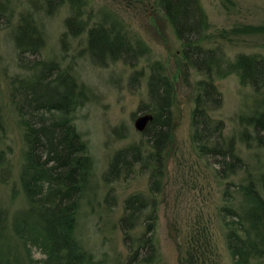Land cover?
<instances>
[{
    "label": "rangeland",
    "instance_id": "rangeland-1",
    "mask_svg": "<svg viewBox=\"0 0 264 264\" xmlns=\"http://www.w3.org/2000/svg\"><path fill=\"white\" fill-rule=\"evenodd\" d=\"M47 1L10 0L12 16L7 23L0 22V215L6 231L13 212L27 204L18 180L24 141L12 100L18 95L17 88L13 87L18 86L20 79L33 75L39 64L53 63L59 75L73 76L78 87L79 102L70 115L90 159L76 212L75 236L97 264H140L126 262L119 216L127 194H148V172L135 164L128 177L109 183L102 180V173L115 149L145 141L133 126V119L150 112L144 104L145 80L148 63L157 59L172 81V125L154 192L155 254L145 264H235L225 244L222 216L229 218L226 212H230L224 208L227 206L241 213L243 202L238 184L264 172V145L250 138L245 143L238 120L239 114L261 104L264 81L254 91L250 84L240 83L234 72L213 77L221 102L208 114L221 120L223 137L231 138L242 161L237 170L220 176L217 164L199 152L191 137L193 87L202 76L182 61L179 41L153 0H83L81 18L87 25L75 35L62 34L70 3ZM199 1L207 20L205 45L218 46L227 59L238 52L255 53L264 59V0ZM27 10L41 26L42 40L38 52H25L19 58L15 25L18 14ZM108 16H115L128 34L141 39L147 47L133 66L121 60L98 65L89 57L85 47L87 26L93 21H106ZM261 26L262 29L251 30ZM134 70L140 71L135 85L129 80ZM140 228L141 224L134 231ZM10 237L14 253L26 262L30 258L31 264H38L43 253L31 245L25 249L15 237ZM249 264H264V260L250 257Z\"/></svg>",
    "mask_w": 264,
    "mask_h": 264
},
{
    "label": "trees",
    "instance_id": "trees-1",
    "mask_svg": "<svg viewBox=\"0 0 264 264\" xmlns=\"http://www.w3.org/2000/svg\"><path fill=\"white\" fill-rule=\"evenodd\" d=\"M67 1L70 13L64 18L62 34L75 35L87 25L86 20L81 18L83 0ZM153 3L179 41L182 61L202 76L195 80L193 87L191 137L199 152L211 157L217 164L216 172L220 176L232 173L241 167L242 161L234 150L231 138L223 137L221 120L208 114L221 102L213 77L234 72L240 83H248L254 91H258L264 81V59L255 53L239 52L227 59L218 46L205 45L207 20L199 0H153ZM11 8L10 0H0V22L9 21ZM253 29H262V26ZM41 40L42 29L32 12L19 13L14 33L18 57H23L20 54L25 52H38ZM85 47L91 60L98 65L121 60L133 66L134 61L147 51L141 39L128 34L115 16H108L106 21H93L87 26ZM66 74L59 75L53 63L39 64L33 75L20 79L18 86L13 87L17 88L18 95L12 100L22 124L24 141L18 180L27 204L13 212L8 232L0 215V264L32 263L30 258L26 262L20 254L14 253L10 236L15 237L25 249L31 245L43 253L38 264H97L91 253L81 246L74 232L90 159L85 141L70 115L79 102V90L73 76ZM139 74V70L133 71L129 76L131 84L137 83ZM145 85L147 101L144 104L152 115L140 131L145 141L115 149L102 173V180L109 183L128 177L135 164L148 172V194H127L122 200L119 216L126 262L140 264L150 262L155 254L154 192L158 189L163 153L172 125V81L161 61L153 59L148 63ZM238 120L240 136L245 143L250 138L264 145V97L260 105L239 114ZM238 188L243 202L240 203L242 211L238 213L233 207H224L230 212H226L229 218L224 214L222 216L224 238L235 264H249L250 257L264 260V172H260L254 180L248 178L239 183ZM139 224L141 228L135 232ZM25 254L28 255V251Z\"/></svg>",
    "mask_w": 264,
    "mask_h": 264
},
{
    "label": "water",
    "instance_id": "water-1",
    "mask_svg": "<svg viewBox=\"0 0 264 264\" xmlns=\"http://www.w3.org/2000/svg\"><path fill=\"white\" fill-rule=\"evenodd\" d=\"M151 113L150 112H142L135 116L133 119V126L137 129L142 131L147 124V122L151 119Z\"/></svg>",
    "mask_w": 264,
    "mask_h": 264
}]
</instances>
